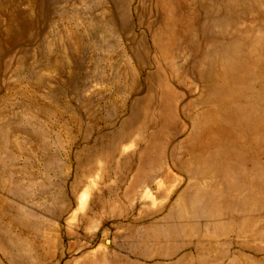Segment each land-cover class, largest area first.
Wrapping results in <instances>:
<instances>
[{"label":"rangeland","instance_id":"obj_1","mask_svg":"<svg viewBox=\"0 0 264 264\" xmlns=\"http://www.w3.org/2000/svg\"><path fill=\"white\" fill-rule=\"evenodd\" d=\"M154 1L0 0V264H264V0Z\"/></svg>","mask_w":264,"mask_h":264},{"label":"crops","instance_id":"obj_2","mask_svg":"<svg viewBox=\"0 0 264 264\" xmlns=\"http://www.w3.org/2000/svg\"><path fill=\"white\" fill-rule=\"evenodd\" d=\"M128 1L129 0H112V8L116 9L117 7H120L121 12L123 11L126 16L125 10L128 5ZM191 1L193 0H155L152 8L155 9V12H157L158 21L148 23H160L162 27L166 25L170 27L175 26L178 22H180V19H182V9L186 7V5L190 6L189 4ZM162 30H166V32H168L166 27L164 29L162 28ZM161 33L158 31L157 34L161 36Z\"/></svg>","mask_w":264,"mask_h":264},{"label":"bare ground","instance_id":"obj_3","mask_svg":"<svg viewBox=\"0 0 264 264\" xmlns=\"http://www.w3.org/2000/svg\"><path fill=\"white\" fill-rule=\"evenodd\" d=\"M258 34V33H257Z\"/></svg>","mask_w":264,"mask_h":264}]
</instances>
